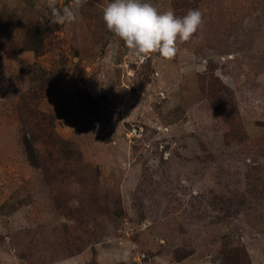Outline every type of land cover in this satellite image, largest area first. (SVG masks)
Instances as JSON below:
<instances>
[{
	"label": "rangeland",
	"instance_id": "rangeland-1",
	"mask_svg": "<svg viewBox=\"0 0 264 264\" xmlns=\"http://www.w3.org/2000/svg\"><path fill=\"white\" fill-rule=\"evenodd\" d=\"M109 2L0 0V264H264V0H147L172 59Z\"/></svg>",
	"mask_w": 264,
	"mask_h": 264
},
{
	"label": "clouds",
	"instance_id": "clouds-1",
	"mask_svg": "<svg viewBox=\"0 0 264 264\" xmlns=\"http://www.w3.org/2000/svg\"><path fill=\"white\" fill-rule=\"evenodd\" d=\"M87 0H73L71 7L58 9L56 0H47L53 23L74 22L76 12ZM102 19L106 28L124 42L137 57L159 53L172 59L178 42L189 41L203 26L201 11L189 9L177 16L171 9L159 11L147 0H110L104 7Z\"/></svg>",
	"mask_w": 264,
	"mask_h": 264
},
{
	"label": "trees",
	"instance_id": "trees-1",
	"mask_svg": "<svg viewBox=\"0 0 264 264\" xmlns=\"http://www.w3.org/2000/svg\"><path fill=\"white\" fill-rule=\"evenodd\" d=\"M30 143L29 142H26V146L28 147V149H30L31 150V147H30V145H29Z\"/></svg>",
	"mask_w": 264,
	"mask_h": 264
}]
</instances>
